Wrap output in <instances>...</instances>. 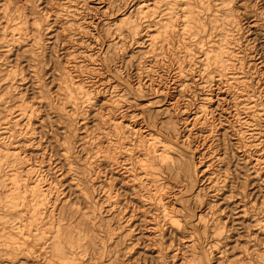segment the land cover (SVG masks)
<instances>
[{"label":"rangeland","instance_id":"rangeland-1","mask_svg":"<svg viewBox=\"0 0 264 264\" xmlns=\"http://www.w3.org/2000/svg\"><path fill=\"white\" fill-rule=\"evenodd\" d=\"M139 1L10 0V23L20 16L31 31L27 46L18 49V31L10 28L6 37L7 20H0V39L5 37L0 43L8 46L10 40V47L0 49V65L6 67L10 48V64L0 79V176L10 185L13 167L5 152L13 147L25 160L18 171L31 168L30 182L51 183V199L73 202L88 218L104 213L108 223V179L119 172L125 176L116 186L122 203L114 206L124 207V226L120 229L116 218L112 229L97 228L104 238L99 247L124 235L127 242L116 257L131 258L127 264H207L208 254L223 261L213 264H242L245 246L264 248V0H204L206 11L191 6L200 14L193 35L168 40L158 36L157 23L171 11L182 18V7L159 6L145 16ZM149 35L159 37L153 46ZM221 40L230 53L229 75L244 82L229 90L216 85L218 73L206 60L211 45ZM77 82L92 99L75 111L66 105L65 92ZM207 98L214 105L203 114ZM29 108L35 110L32 119L24 113ZM110 113L127 119L121 133L108 121ZM148 132L175 158L172 177L162 180L164 202L176 208L172 220L142 196L153 186L136 187L139 178L134 181L127 171L140 156L138 147L148 144ZM119 135L127 151L120 164L111 165L104 161L105 144H118ZM122 163L128 164L122 169ZM195 165L201 171L194 177ZM188 167L192 177L185 173ZM80 177L94 187L80 185ZM247 208L253 214L250 228L242 212ZM2 210L9 215L0 218V231L8 232L10 213ZM95 253L94 262L101 261V249ZM1 258L0 264H10V256Z\"/></svg>","mask_w":264,"mask_h":264},{"label":"bare ground","instance_id":"bare-ground-1","mask_svg":"<svg viewBox=\"0 0 264 264\" xmlns=\"http://www.w3.org/2000/svg\"><path fill=\"white\" fill-rule=\"evenodd\" d=\"M148 1L149 0L139 1V11L145 16L153 15L155 11L154 9H158L159 6H166L168 10L171 9V6L173 5L182 7V18L171 11L169 12L168 17L164 19L165 22L161 23L159 21L157 23L158 30L156 31L158 32V36H162V39L164 40H168L173 36L185 34L192 36L194 29L193 25L195 22L200 21V14H196V11L193 10L191 6L198 5L205 11L206 8H208L207 5L204 6L206 3L204 0H150L153 1L152 3ZM227 5L231 6V4ZM227 5H224V7ZM4 6H6V8H4ZM2 18H6L7 20V22H5L7 27H4L5 36L10 37V28H13V31H18L14 34V43H18V45H16L17 48L23 49L26 47L28 44L26 35L31 31V28L28 26V22L22 20L20 16L15 19V23H10V0H0V20ZM124 22L129 23V21L126 20H124ZM0 24L3 23L0 22ZM151 31H153V29L150 28L149 32ZM149 36L151 46H153L159 37L154 35ZM4 38L5 37L2 39ZM2 39H0V41ZM25 40L27 41L26 43H24ZM6 42H8V46L0 43V49H2V47H10V40H6ZM229 54V51L224 47L223 40L217 44L211 45L209 51L206 52L207 64L213 66V72L218 73L219 76L218 79H215L216 85L224 84L227 87V90H229L228 87L232 85H244V82L240 77L230 76L227 71L228 67L231 65L228 60ZM186 55H188V53H186ZM4 60L6 61V67L2 64L0 65V79L1 72L4 71V69H7V65L10 64V48L8 49V53ZM90 94L92 93L88 92V88L85 89L81 83L77 82L75 83L74 90L70 88L65 92L67 100L66 105L77 111L82 104L90 103L89 101L92 99L89 97ZM82 98H84V102H80V99ZM106 99L107 102H110L114 106V108L116 107V102L112 98ZM206 104L208 107L202 110L203 114L207 113L206 110L211 108L214 105V102L211 98H207ZM24 113L32 119L35 110L29 108L27 111H24ZM60 114L62 115L61 112ZM68 119L69 121H72L71 118ZM107 119L110 121L113 129L117 132L120 131V133L127 120L125 117L114 118L112 113L108 114ZM118 137V144H105L107 142L104 140L107 149L104 161L111 163V165L120 164L123 159V151H127L124 137L123 139H121L122 135H119ZM145 140L148 144L142 142L140 145L142 148L138 147L140 156L137 160L129 163L130 166L127 168V171L132 173L130 176L134 181H136L135 179L137 177L139 178V181L137 182L138 185L133 183L136 187L145 188L147 184L153 186V189L148 190L146 194H142V196L153 200V205L162 208L163 216L172 220V213L176 211V208H174L170 202H164V200L167 199V195L164 193L166 181L162 182V180L172 177L170 171L173 172V170L175 171L176 169V165L174 164L175 158L170 151V147L160 140L155 133L148 132L145 135ZM5 154L6 157H10V163L13 170L10 175V185L6 184L4 181L5 179L0 176V211L3 208H7L10 213V230L8 232H4V230L3 232L0 231V245L5 246V248H0V258L4 255L10 256V264H15L20 260L22 261L21 264H127V261L131 260V258H129L124 261L122 260L123 256L121 255L116 257V253L120 252L123 245L127 242V238L124 235H121L110 246L104 245L99 247L97 244L98 240L100 242L104 241V238L101 239L97 236L99 231L97 228L107 225L106 229H112L116 218L117 220L115 224H118L120 229L124 226V223L120 221V215H123L124 207L122 206L119 209L114 206H121L122 203L119 199L120 193H118L120 189H117L116 186L117 184H124L125 176L123 177V174L116 172L108 179V193L109 197L112 198V204L110 205L112 207L109 208L110 210L106 211V213L109 212L112 214V220L107 223V219L103 216L104 213H99L95 218H88L86 214L81 213L75 207L73 202L71 203L66 199H51L48 196L47 191L48 188L51 189L54 187L51 183H46L47 180L45 178L30 182L29 172H31L32 169L29 168L26 171L21 168L23 171L22 174L17 168V164L25 162L23 159L24 157L20 154L18 155L14 153L13 147L7 148ZM108 159H110V161H108ZM126 164L122 163L120 167L123 169V165ZM1 166L2 162L0 161V169ZM83 169L85 171V167L82 166L79 174H83ZM200 171L201 167L195 165L194 177L196 174H199ZM162 173H166L167 176L164 178V176H161ZM185 173L189 177L193 176L190 167H188ZM79 182L80 185H87L90 188H93L95 185L94 181L87 180V178L84 177H80ZM120 188L122 189L123 185H121ZM82 192L83 191L80 192L81 195L86 199V195ZM242 212L243 216L246 217L248 227L250 228L253 223V220H251L253 214L249 212L248 208ZM8 215L9 214L4 211L0 213V218L7 217ZM219 228L224 229L223 226ZM89 232H91V234H88ZM167 233L171 237L181 238V234H175L173 231ZM249 236L251 238L252 233ZM248 241L251 242L252 238L247 240L246 244ZM100 249L102 253L100 256L101 261L94 262V260H96L94 254ZM244 249L247 252V256H244V258H246L241 262L242 264H264V248H254L251 250V247L246 248L245 246ZM250 250L251 252H249ZM108 252L109 255H107ZM87 255L88 258H86ZM107 256H109V262L104 260ZM203 257L207 264L222 261H217V259L214 261L215 259L213 260L209 254L204 255ZM0 260L2 261L3 258Z\"/></svg>","mask_w":264,"mask_h":264}]
</instances>
